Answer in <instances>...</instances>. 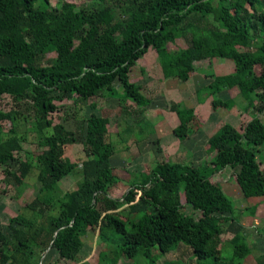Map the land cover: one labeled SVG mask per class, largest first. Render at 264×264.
Masks as SVG:
<instances>
[{
  "label": "trees",
  "instance_id": "1",
  "mask_svg": "<svg viewBox=\"0 0 264 264\" xmlns=\"http://www.w3.org/2000/svg\"><path fill=\"white\" fill-rule=\"evenodd\" d=\"M96 1V7H78L67 0L56 6L52 0H0V104L4 91L12 98L8 109L0 108V166L18 188L32 173L40 183L11 216L8 231L0 228V264H60L90 231L112 247L99 254L105 264L139 259L155 264L179 245L192 250L196 264H245L252 247L241 211L211 178L232 169L244 199L264 200V0ZM175 40L185 46L170 51ZM149 49L164 80L186 81L196 62L230 60L232 71L213 75L196 90L197 101L211 97L215 110H231L236 100L218 95L238 88L244 99L239 107L250 119L240 128L224 123L209 136L208 162L198 167L160 162L134 177L121 198H112L109 190L120 178L111 163L118 149L109 139V118L94 112L78 118L77 113L76 128L69 129L54 120V113L64 111L58 101L88 104L117 83L120 110L130 101L137 107L133 114H142L150 99L130 81V73ZM91 106L97 108L96 102ZM170 110L178 119L172 130L177 139L200 127L194 108L172 102ZM31 127L44 133L38 143L43 149L25 150L27 157L13 168L10 161L29 142ZM153 134L154 123L142 118L117 136L125 144ZM74 144L84 151L79 162L66 155ZM70 174H79L80 181L64 191L61 182ZM182 196L193 213L181 211ZM122 206L125 211L115 210ZM223 221L230 222L232 233L225 241ZM46 250L58 258L44 261ZM255 264H264V252L255 256Z\"/></svg>",
  "mask_w": 264,
  "mask_h": 264
},
{
  "label": "rangeland",
  "instance_id": "2",
  "mask_svg": "<svg viewBox=\"0 0 264 264\" xmlns=\"http://www.w3.org/2000/svg\"><path fill=\"white\" fill-rule=\"evenodd\" d=\"M62 1L52 0L51 4L56 6ZM67 1L74 2L78 7L97 6L96 0ZM184 46L182 40H175L169 44L170 51H175ZM51 55H54V53ZM194 66L196 72L191 74L186 81L179 79L164 80L157 55L154 50L149 49L132 67L130 73V81L140 85L143 94L150 99V103L142 114H133L137 107L130 101L127 102V110H120L119 95L115 90L119 87L117 83L114 85V90L105 91L102 97L91 98L88 104L74 105L72 101L57 102L65 105V107L63 108L64 111L54 113V120L63 122L69 129L76 128L77 121L74 115L77 113L78 118L88 117L92 112L104 114L109 118V139L115 143L118 149L111 163L115 174L120 178L119 183L109 190L110 197L121 198L129 189L134 177H137L140 173H149L160 162H190L194 167L200 166L203 162H208L212 155L207 153L209 136L214 134L224 123H230L234 127L240 128L241 124L250 119L249 115L239 107V104L244 103V99L240 97L238 88L224 91L218 95V98L222 100L228 98L236 100V105L231 110L224 108L215 110L211 105V97L205 98L202 103L197 101L196 90L210 83L213 80V75H226L232 71L233 64L230 60L215 58L210 61L196 62ZM210 73H212V76H210ZM93 101L97 104L95 109L91 106ZM11 102L10 92L8 90L4 91L0 108L8 109ZM172 102H181L186 108H194L199 119L198 124L200 127L191 128L188 136L182 139H177L172 134L173 128L178 124L176 114L170 110ZM142 118L154 123L155 134L146 135L138 143L134 142L133 138H129L125 144L122 143L117 133L127 125L135 128V125ZM260 118L264 121V114L260 115ZM28 140V143H24V150L17 154V158L10 161L13 168L18 167L19 161L27 157L26 151L34 154L42 151L43 147L39 146L38 143L45 140V135L43 132L31 127L28 132ZM262 150H264V145L261 146L260 152ZM66 155L75 162L81 161L84 158L82 144L67 146ZM233 173L232 169L227 168L214 175L211 181L221 184L222 189L233 201L234 206L241 211L240 223L249 234L248 243L252 247V254L246 258L245 264H255V256L260 252H264V234L256 232V229L264 230V200L244 199L234 180ZM80 178L79 174L68 175L62 180L61 188L64 191L75 189ZM39 186L40 183L36 178V174L32 173L22 187L18 188L10 177H4L3 168L0 166V228L3 231H8L11 216L17 214L23 208V205L34 197ZM181 204V211L184 214L193 213L192 208L185 203L183 196L181 197ZM115 210L122 212L126 210V207L122 206ZM24 212L28 213L26 209ZM196 215H199V213L197 212ZM224 216L230 217L229 214H224ZM229 224V221L221 222V227L224 230L221 235L223 241L230 239L232 236ZM76 246L68 252V261H59L60 264H79L85 261L92 264H105L99 254L112 249V247H108L107 244L103 243L97 234L91 231ZM153 252L158 254V251ZM77 253L79 255L75 256ZM57 256L56 251L46 250L42 259L53 261L58 258ZM134 260L136 262V259ZM170 262L172 264H196L192 250L184 245H179L176 249L160 256L155 264ZM125 263L128 264L129 262L119 261L117 264ZM137 264H145V262L139 259Z\"/></svg>",
  "mask_w": 264,
  "mask_h": 264
}]
</instances>
